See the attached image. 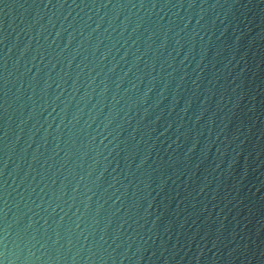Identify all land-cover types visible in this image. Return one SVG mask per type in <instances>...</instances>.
<instances>
[{
	"label": "water",
	"instance_id": "95a60500",
	"mask_svg": "<svg viewBox=\"0 0 264 264\" xmlns=\"http://www.w3.org/2000/svg\"><path fill=\"white\" fill-rule=\"evenodd\" d=\"M0 264H264V0H0Z\"/></svg>",
	"mask_w": 264,
	"mask_h": 264
}]
</instances>
